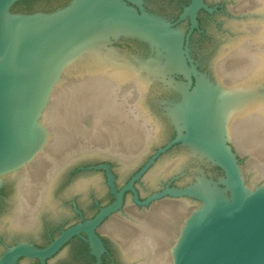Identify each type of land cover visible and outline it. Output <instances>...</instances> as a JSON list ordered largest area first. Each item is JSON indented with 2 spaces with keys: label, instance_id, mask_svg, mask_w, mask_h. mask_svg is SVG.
<instances>
[{
  "label": "water",
  "instance_id": "water-1",
  "mask_svg": "<svg viewBox=\"0 0 264 264\" xmlns=\"http://www.w3.org/2000/svg\"><path fill=\"white\" fill-rule=\"evenodd\" d=\"M16 1L0 0V264H45L80 232L99 261L95 229L128 190L139 205L174 200L145 215L128 200L133 221L104 224L116 264H264V0H245V17H206L189 43L198 8L209 10L202 0L185 7L187 33L171 10L148 12L142 0H129L139 11L126 0H34L32 11ZM120 37L130 45L118 49ZM175 129L119 190L108 163L82 169L110 158L123 182ZM178 142L189 152L162 157L142 191L181 186L139 200L134 182ZM100 169L113 200L33 245L74 220L76 206L90 214L94 199L107 201Z\"/></svg>",
  "mask_w": 264,
  "mask_h": 264
},
{
  "label": "flooded vegetation",
  "instance_id": "flooded-vegetation-1",
  "mask_svg": "<svg viewBox=\"0 0 264 264\" xmlns=\"http://www.w3.org/2000/svg\"><path fill=\"white\" fill-rule=\"evenodd\" d=\"M33 1L34 0H27L22 5L26 8L27 2L32 3ZM202 1L209 8V10L205 7H199L198 8L196 15H195L197 25L191 31V33L188 37V43L192 40V38L194 37V34H198L199 32H201V27H202L203 21L205 20L206 17H209L210 19H214V17L218 13L229 12L232 10L237 11V12H241L242 13L241 16H243V17L247 16L246 15L247 13H245L247 11L245 8V5H246L245 0H202ZM126 2L129 5H132L133 7H135L139 11V7L136 3H133L129 0H126ZM190 3H191V0H142L143 8L148 12H153L154 10H157L156 8H164V9L171 10L172 13L167 16V20L169 22L173 23L174 26H185L186 27V31H185L186 33L191 28L192 22H191L189 15H186L183 18L181 16L185 10V7L188 6ZM200 34H204V33H200ZM130 40H131V37H120V39L118 41L114 42V45L117 46L118 49H120V45L122 43H126V44L130 45V43H131ZM193 62L195 64L194 60H193ZM195 65H196V68L197 67L199 68V66H197V64H195ZM177 77L180 79L181 78L183 79L182 75H178ZM176 134H177V131L175 129L172 131V133L168 136L167 139L158 143L155 147H153L151 150H149L146 153V155L144 156V158L141 160V162L135 167L133 172L129 175V177L126 180H124L123 182L118 181V175H117V172L114 168L115 164L110 158H101L95 162L88 163V164L84 165L82 167V169L87 170V168L90 166L102 164V163H108L110 165L111 171L115 175V180H114L115 187L117 190H119L123 185H125L129 181V179L137 171L140 170V168L147 162V160L159 148L165 146L169 141H171L176 136ZM189 150L190 149L188 148L187 145H183L182 143L178 142V143L172 144L166 151L160 153L154 159V162L150 165L148 170L146 172H144L141 175V177L134 182V187L137 191V195H138L139 200H145L148 196H150L154 192H158V191L164 189L167 186V184H169L170 186H181V184H178V181L176 179H174L172 181L167 180L163 186H159L158 188L151 190L149 192L147 191L146 193H144L142 191V189H143L142 183H143L144 176L149 172V170L157 162H159L162 159V157L166 156L167 154H171L175 151H179V152L181 151V152L187 153V152H189ZM209 166H210V168L217 171V173L221 172V169L217 165H213V164H211V162H209ZM97 171H99L103 175V177L105 178V185L108 189V194H109L107 201L101 202L97 199H94L93 200L94 210L90 214H85L82 209H80L79 207L76 206V210L74 213L75 214L74 220L64 224L63 226H60L59 228L54 229L50 233L49 238H48L46 243H43V244L33 243V245L38 246V247H44V246L48 245L51 242V240H53L64 229H66L67 227H70V226H72L78 222H82L84 220H88V219L92 218L95 215V213L101 207L109 204L113 200V195L110 193V189L106 184V172H105V170L100 169ZM163 199L165 201L174 200L171 197H166V198L164 197V198L159 199L157 202L162 201ZM128 200H129V205H131L129 207H132L131 208L132 212H134L135 214H141V215L144 214L145 215L153 207L157 206L156 205L157 202L156 203L150 202L147 205H139L133 200L132 192L129 190L125 191L124 195H123V202H122L121 208L118 211L114 212L110 217H106L102 222L99 223V225L95 229L96 234L99 236V238L101 239L103 246H104V251L101 252L99 261H98L96 255L91 252L92 247L89 243V238H88L87 234L84 232H80L79 234L71 236L64 244H62L59 247V249L55 253H53L51 256L47 257L45 259L44 263L45 264H116L117 263L116 247L110 241L109 237L107 235H105L104 232L101 231V229L107 221H109L110 219H112L114 217V215H119V217L123 216V217H121L123 219V221H130V222L133 221L134 218L132 216H129L128 213H126V207H127L126 205H127ZM11 245H13V244L8 245L7 247H9ZM69 252L72 253L76 257V260L64 259L66 254ZM25 260H31L32 264H41V261L38 258H25V257L19 258L18 261L16 262V264H21Z\"/></svg>",
  "mask_w": 264,
  "mask_h": 264
},
{
  "label": "trees",
  "instance_id": "trees-1",
  "mask_svg": "<svg viewBox=\"0 0 264 264\" xmlns=\"http://www.w3.org/2000/svg\"><path fill=\"white\" fill-rule=\"evenodd\" d=\"M27 0H18L16 1V3L14 5H22L24 2H26ZM25 11H32V8H31V3H28L27 2V5H26V8H25Z\"/></svg>",
  "mask_w": 264,
  "mask_h": 264
}]
</instances>
